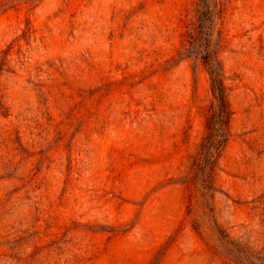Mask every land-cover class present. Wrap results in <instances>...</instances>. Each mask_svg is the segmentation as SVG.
I'll return each instance as SVG.
<instances>
[{
  "label": "rangeland",
  "instance_id": "obj_1",
  "mask_svg": "<svg viewBox=\"0 0 264 264\" xmlns=\"http://www.w3.org/2000/svg\"><path fill=\"white\" fill-rule=\"evenodd\" d=\"M0 264H264V0H0Z\"/></svg>",
  "mask_w": 264,
  "mask_h": 264
},
{
  "label": "trees",
  "instance_id": "obj_2",
  "mask_svg": "<svg viewBox=\"0 0 264 264\" xmlns=\"http://www.w3.org/2000/svg\"><path fill=\"white\" fill-rule=\"evenodd\" d=\"M213 92H214V95H216L217 90L215 87H213Z\"/></svg>",
  "mask_w": 264,
  "mask_h": 264
}]
</instances>
